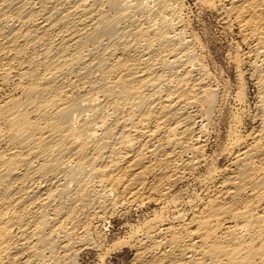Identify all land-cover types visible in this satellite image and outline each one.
I'll return each instance as SVG.
<instances>
[{"label":"bare ground","instance_id":"1","mask_svg":"<svg viewBox=\"0 0 264 264\" xmlns=\"http://www.w3.org/2000/svg\"><path fill=\"white\" fill-rule=\"evenodd\" d=\"M182 2L0 0V264H74L143 204L158 209L128 236L132 264H264V0H195L244 46L254 126L223 145L213 194L164 216L212 160L217 105Z\"/></svg>","mask_w":264,"mask_h":264},{"label":"rangeland","instance_id":"2","mask_svg":"<svg viewBox=\"0 0 264 264\" xmlns=\"http://www.w3.org/2000/svg\"><path fill=\"white\" fill-rule=\"evenodd\" d=\"M182 1L184 2H182L183 18L186 17L185 20L190 23L188 25L190 32L193 33L197 39L199 38V43L202 44L200 46L205 61L204 65L207 72H210H208L209 75L211 74L208 83L217 96H215L217 105L211 117V122L214 124H210L207 130V132H209V142L206 148V154L210 155L209 157H211L212 160L209 161V166H202L195 177L189 178V180L179 184L175 188L173 195L177 196V200L175 198L177 202L176 208H170L164 213V216H167L165 218L169 222H174L173 219H176L175 217H177L179 213H183L181 215H187L194 210L196 211L200 204L213 194L215 190L214 187L217 186V182L215 181H219L223 175H226V171L222 169L224 165L227 164V160L219 157L225 149H223V147H225L223 145H226V147L229 145V140H231L229 137H232L231 135H234L232 133H235V131L236 134H246L254 126L251 117L256 112L257 104V90L253 85V80L250 79V72H247L249 70L245 68L240 70L241 67H237L235 62H233L234 57H236L239 51L244 47L237 38L236 32L223 29V20L220 19L221 17L212 11L200 7L196 4L195 0ZM240 91H242V101L241 99H237V95ZM220 152L222 153L220 154ZM211 161L214 162L212 163ZM211 165L217 167L218 170L213 178L204 182L202 177L206 169L212 167ZM201 199L205 200L202 201ZM140 206L141 205H139V207L135 206L137 208L133 206L128 210L120 209L117 211L118 213L116 212L117 214L115 213L116 215L113 214L114 216H110L112 218H107L102 225L100 224V226H97L94 230L98 232L95 233L96 237L93 247L81 249L77 253L76 259L74 258L73 263L132 264L135 247L134 243L129 241L130 236L136 228L139 229V226H142L144 221L151 219L158 209V207L153 204H143L142 207ZM97 233L100 235H97ZM122 241H129L130 244ZM119 243L124 244L121 245Z\"/></svg>","mask_w":264,"mask_h":264}]
</instances>
